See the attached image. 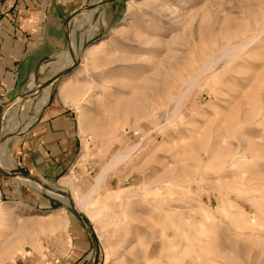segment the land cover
<instances>
[{"label":"rangeland","instance_id":"1","mask_svg":"<svg viewBox=\"0 0 264 264\" xmlns=\"http://www.w3.org/2000/svg\"><path fill=\"white\" fill-rule=\"evenodd\" d=\"M104 1L68 18L61 53L74 33L77 66L50 91L66 88L76 158L40 190L0 182V264L74 248L82 231L47 188L78 206L95 264H264V0H118L103 16ZM58 55L35 86L70 65ZM27 97L0 146L24 129L6 119Z\"/></svg>","mask_w":264,"mask_h":264},{"label":"crops","instance_id":"2","mask_svg":"<svg viewBox=\"0 0 264 264\" xmlns=\"http://www.w3.org/2000/svg\"><path fill=\"white\" fill-rule=\"evenodd\" d=\"M117 1L105 0L96 9L106 7L102 15H107L108 7ZM83 5V0H0V128L5 111L19 97L32 92L31 84L38 80L45 62L67 47L66 22ZM49 95L50 92L38 105L41 96L34 101L31 109L38 112L34 119L24 118V129L3 142L1 149L2 155L11 159L13 168L9 166L8 171H19L38 181L50 180L71 166L81 143L75 112L60 98L61 93ZM23 108L20 105L19 112ZM13 118L7 117L6 124ZM0 165L7 168L1 161ZM3 179L11 178L0 174V182ZM77 223L82 232L76 231L73 241L71 238L69 247L74 248L54 254L53 264H80L83 261L80 258L87 256L90 248L91 264L96 263L95 243ZM86 237L90 248L84 243ZM24 262L17 259L14 264Z\"/></svg>","mask_w":264,"mask_h":264},{"label":"bare ground","instance_id":"3","mask_svg":"<svg viewBox=\"0 0 264 264\" xmlns=\"http://www.w3.org/2000/svg\"><path fill=\"white\" fill-rule=\"evenodd\" d=\"M83 13V12H82ZM84 19V18H83ZM81 22V21H80ZM91 22V21H90ZM78 24V23H77ZM81 24V23H80ZM79 24V25H80ZM94 24V23H93ZM94 25H96V24H94ZM95 28H96V26H94ZM87 29V28H86ZM85 31H83V33H84ZM88 33H91V32H88ZM84 35V34H83ZM90 36H91V34H89ZM86 38V37H85ZM77 39V38H76ZM76 41V40H75ZM75 41L73 42V44H72V46H70V50L69 51H67V52H64V53H60L59 55H58V59H70V65L68 66V67H70L71 65H72V63H73V61H74V58L76 57V48H75ZM69 45H70V43H69ZM59 64H62L60 61H59ZM46 65H43L42 66V69L45 67ZM68 67H66V68H68ZM41 70V69H40ZM73 71V70H72ZM71 71V72H72ZM70 72V73H71ZM40 73V72H39ZM69 73V74H70ZM67 76V75H66ZM55 83V82H54ZM54 83H51V84H49V85H47L46 87H44V88H42V89H38V86H35L33 83L31 84V89L30 90H32V92H31V94L30 95H28V97L25 99V100H23L20 104H19V106L20 105H22L24 108L19 112V113H21L22 112V115L21 116H16L15 117V119H13V120H11V121H9L8 122V124H11V125H14V123H22L23 122V120H24V118H25V116H26V114H27V111H28V109L29 108H31L32 106H33V104H34V101L36 100V98L40 95V94H42L43 93V96H41L39 99H38V101L36 102V104L38 105V104H40L42 101H43V98H44V96L46 95V94H48L49 92H50V90H51V88L53 87V85H54ZM30 88V87H29ZM65 89L66 88H62L61 87V89H60V93H61V95H62V99L65 101V102H67L66 101V98H65V96L63 95V93H64V91H65ZM50 96V95H49ZM49 98V97H48ZM36 105V106H37ZM32 123V122H31ZM30 123V124H31ZM7 124V125H8ZM29 124V125H30ZM28 125V126H29ZM10 127V126H9ZM18 127V126H17ZM13 128V127H12ZM16 128V127H15ZM7 129V128H6ZM10 130V129H9ZM12 131V130H11ZM8 132V131H7ZM3 146H2V144H1V146H0V161L7 167V168H4V167H2L1 165H0V168H2V169H5V170H9V164H8V162H9V160L8 159H6L3 155H2V153H1V149L3 150V148H2ZM118 157H119V155H118ZM120 158H122V157H120ZM120 158H117V160L118 159H120ZM116 159V158H115ZM112 160H114V159H112ZM115 161V160H114ZM114 161H112V162H114ZM117 162V161H116ZM15 179H20L21 180V182L23 183V182H30V181H28V180H26V179H24V178H21V177H15ZM98 181H99V178H98ZM30 183H32V182H30ZM31 185H33V187L36 189V190H40L41 189V187H40V185L39 184H36V183H32ZM53 190H55V192H51V191H49V190H44V192H46L49 196H51L52 198H55V199H57L59 202H61L62 204H63V206L64 207H61V209H59V210H61V211H63V212H65L66 211V209L69 207V203H72V205L74 206V208L76 209V211L78 212V213H80L79 212V209H78V206L77 205H74V203L71 201V199H70V197L69 196H67L66 194H65V192L64 191H62V190H59V189H53ZM82 204V203H81ZM80 204V205H81ZM44 225H46V226H53V227H57V226H59V227H61V226H64V222L62 221V220H60V219H52V220H48V221H46L45 223H44ZM66 225V224H65Z\"/></svg>","mask_w":264,"mask_h":264},{"label":"water","instance_id":"4","mask_svg":"<svg viewBox=\"0 0 264 264\" xmlns=\"http://www.w3.org/2000/svg\"><path fill=\"white\" fill-rule=\"evenodd\" d=\"M66 25H67V22H66ZM70 50V49H69ZM77 66V63L76 61H73L72 65L68 68H64L63 70H61L60 72L56 73L54 76L50 77L49 79L45 80L44 82H42L41 84L38 85V89H42L44 87H46L47 85L51 84V83H54L56 82L59 78L61 77H64L66 75H68L72 70H74ZM31 94V92H30ZM29 94V95H30ZM28 96V95H27ZM0 174L3 175V176H6V177H11L12 175H17L21 178H24L32 183H36V184H39L40 185V182L28 175H25V174H22L21 172L19 171H16V170H10L8 172H4L1 168H0ZM46 189V188H45ZM47 190H51V191H54L53 189H48ZM71 215L72 217L75 218V220L77 222H79L82 227L88 232V234L90 235L91 239H92V242L95 243V237H94V234L91 233V231L86 227L85 225V220L84 218L81 217V215L76 211V209L74 208V206L72 205V203H69V207L66 209Z\"/></svg>","mask_w":264,"mask_h":264},{"label":"trees","instance_id":"5","mask_svg":"<svg viewBox=\"0 0 264 264\" xmlns=\"http://www.w3.org/2000/svg\"><path fill=\"white\" fill-rule=\"evenodd\" d=\"M85 220V219H84ZM86 221V220H85ZM87 222V221H86Z\"/></svg>","mask_w":264,"mask_h":264}]
</instances>
